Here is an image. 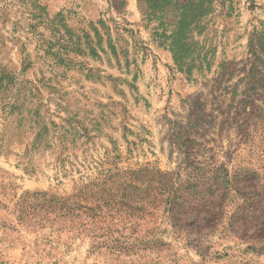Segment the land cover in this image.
<instances>
[{
	"label": "rangeland",
	"instance_id": "rangeland-1",
	"mask_svg": "<svg viewBox=\"0 0 264 264\" xmlns=\"http://www.w3.org/2000/svg\"><path fill=\"white\" fill-rule=\"evenodd\" d=\"M0 64V264H264V0H0Z\"/></svg>",
	"mask_w": 264,
	"mask_h": 264
},
{
	"label": "trees",
	"instance_id": "trees-1",
	"mask_svg": "<svg viewBox=\"0 0 264 264\" xmlns=\"http://www.w3.org/2000/svg\"><path fill=\"white\" fill-rule=\"evenodd\" d=\"M170 0H154V2H161V3H168ZM177 22L175 29L171 35V44L169 45L170 49H172L173 59L175 64L183 70L185 66H188L189 57L187 54L181 51H173L175 50H183L186 47L185 42L187 41L186 37V29L190 26L187 23V17L185 15L177 17ZM15 77L12 76L10 73H7L0 64V94H9L11 91L14 90L12 88L15 87L16 83L14 82ZM18 95L14 94L11 96L8 101H4L2 104L3 113L6 115V122L11 123V118L14 116L15 112L18 109ZM9 120H8V119ZM23 120L19 119V125H22ZM19 128V126H18ZM86 226V225H85ZM83 227L82 229L85 230L87 227Z\"/></svg>",
	"mask_w": 264,
	"mask_h": 264
}]
</instances>
